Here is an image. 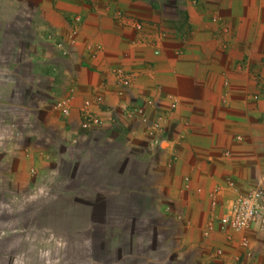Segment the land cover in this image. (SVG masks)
Masks as SVG:
<instances>
[{
	"label": "crops",
	"instance_id": "1",
	"mask_svg": "<svg viewBox=\"0 0 264 264\" xmlns=\"http://www.w3.org/2000/svg\"><path fill=\"white\" fill-rule=\"evenodd\" d=\"M262 83L264 0H0V264H264Z\"/></svg>",
	"mask_w": 264,
	"mask_h": 264
},
{
	"label": "built area",
	"instance_id": "2",
	"mask_svg": "<svg viewBox=\"0 0 264 264\" xmlns=\"http://www.w3.org/2000/svg\"><path fill=\"white\" fill-rule=\"evenodd\" d=\"M74 20L78 22L79 18L75 17ZM119 76L121 78L118 79L117 84L128 86L131 83L132 78L126 76L122 78L121 73ZM64 103L65 100L61 101L59 105ZM153 125L157 127L158 123H153ZM226 188L230 190L231 194L222 200L221 211L218 214L214 213V209L217 206V198L221 194L218 189L214 190L212 194L210 221L215 219L219 230L226 231L229 235L238 234L240 244L246 246V237L242 235L245 230L256 229L264 232V184L240 192L231 181H227ZM209 229L210 224L206 226V230Z\"/></svg>",
	"mask_w": 264,
	"mask_h": 264
},
{
	"label": "rangeland",
	"instance_id": "3",
	"mask_svg": "<svg viewBox=\"0 0 264 264\" xmlns=\"http://www.w3.org/2000/svg\"><path fill=\"white\" fill-rule=\"evenodd\" d=\"M109 71H110V73H111V75L115 78V79H120L121 77L119 76V73H121V75H122V78H124L123 76H126V77H128V78H133L134 76V71H132V70H130V69H124V68H122V67H119V66H112L110 69H109ZM130 85V84H129ZM128 85V86H129ZM260 88H261V90L262 91H264V83H262V84H260ZM254 98V97H253ZM255 98H256V96H255ZM132 110H134V108L132 109V107H131V109H129V108H125V110H124V112H125V115L127 116V118H130V117H132V116H134L135 115V113L134 112H132ZM84 113H82V115H83ZM84 117H85V119H87V118H91V123H92V125H97L98 123H100V118L98 117V115H97V113H90V114H84ZM111 119H113V118H111ZM160 117H155V118H153V120H151V122L150 123H159L158 121H160ZM80 120H82V118H81V116H80ZM138 120L141 122V123H144L145 125L148 123V118H147V115L145 114V113H140L139 115H138ZM111 121H113V120H111ZM146 132H147V130H146ZM238 242H239V238H238ZM239 244H240V242H239ZM240 246L241 247H246L245 245L244 246H242L241 244H240Z\"/></svg>",
	"mask_w": 264,
	"mask_h": 264
}]
</instances>
